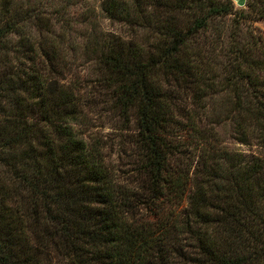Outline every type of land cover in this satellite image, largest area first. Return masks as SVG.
I'll return each instance as SVG.
<instances>
[{
	"label": "trees",
	"instance_id": "obj_1",
	"mask_svg": "<svg viewBox=\"0 0 264 264\" xmlns=\"http://www.w3.org/2000/svg\"><path fill=\"white\" fill-rule=\"evenodd\" d=\"M245 6L0 0V264H264V37L247 17L264 0ZM78 58L97 66L126 126L134 117L130 179L75 127L82 103L66 74ZM187 89L199 110L180 114ZM178 116L195 132L194 164L171 162ZM203 116L228 119L256 152L219 145Z\"/></svg>",
	"mask_w": 264,
	"mask_h": 264
},
{
	"label": "rangeland",
	"instance_id": "obj_2",
	"mask_svg": "<svg viewBox=\"0 0 264 264\" xmlns=\"http://www.w3.org/2000/svg\"><path fill=\"white\" fill-rule=\"evenodd\" d=\"M234 3L237 6L235 1ZM98 5L99 1L95 2L97 8ZM262 11L264 12V9ZM262 11L250 12L247 17L254 32L264 37V15L260 14ZM100 20V28L105 32L123 37H126L129 33V30L118 22L102 17ZM73 66L66 75L78 91L82 103V118L84 120V122L82 120V123L80 122L81 124L75 125V127L84 131V137L88 140L98 139L103 144L106 160L116 175L122 180L124 178L130 179L136 173L135 164L138 159V148L134 141L137 134L134 117L131 118L132 120L126 126L117 110L113 107L110 91L106 90L104 84L99 80L100 71L94 62L78 58ZM192 94V89L180 91L175 102L177 111L180 114L199 110L193 104ZM177 119L179 120L178 128L174 129L171 136L172 143L175 144L174 150L176 151L171 162L173 164V161L179 158L194 164L198 155V143L193 137L195 132L189 129L190 125L185 117L178 116ZM213 121V119H210L209 122L208 118L204 116L203 120L196 118L197 124L202 122L203 126L214 127L216 131L220 132L219 135L222 141L221 143L219 142V145L228 146L244 154L256 152L255 142L252 140L247 142L239 140V134L234 130L228 119L222 126H216Z\"/></svg>",
	"mask_w": 264,
	"mask_h": 264
},
{
	"label": "water",
	"instance_id": "obj_3",
	"mask_svg": "<svg viewBox=\"0 0 264 264\" xmlns=\"http://www.w3.org/2000/svg\"><path fill=\"white\" fill-rule=\"evenodd\" d=\"M237 4V6L242 7L245 6L246 0H234Z\"/></svg>",
	"mask_w": 264,
	"mask_h": 264
}]
</instances>
